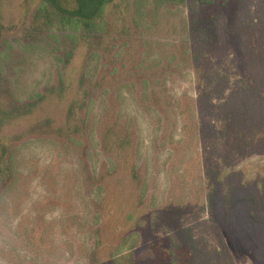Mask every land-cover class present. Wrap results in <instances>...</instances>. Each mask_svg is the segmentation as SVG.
<instances>
[{
	"label": "rangeland",
	"instance_id": "374dc122",
	"mask_svg": "<svg viewBox=\"0 0 264 264\" xmlns=\"http://www.w3.org/2000/svg\"><path fill=\"white\" fill-rule=\"evenodd\" d=\"M37 3L0 0V83L22 96L55 74L45 50H21ZM184 15L189 61L168 68L157 103L127 83L97 95L85 126L68 96L0 116L26 176L2 200L0 264H264V0H191ZM181 33L161 20L126 62L170 55ZM110 110L123 146L102 144Z\"/></svg>",
	"mask_w": 264,
	"mask_h": 264
},
{
	"label": "trees",
	"instance_id": "16d2710c",
	"mask_svg": "<svg viewBox=\"0 0 264 264\" xmlns=\"http://www.w3.org/2000/svg\"><path fill=\"white\" fill-rule=\"evenodd\" d=\"M188 1L191 0H38L29 31L30 38L25 39L21 50H45L55 67V74L54 77L51 75L52 80L47 81L43 88L39 91H36L38 88L33 89L28 96L19 95L8 81H2L1 118H21L32 112L48 96L55 95L59 99L68 96L71 98L69 113L73 116L77 112L81 125H84L90 112L89 107L95 103L97 95H118L119 85L126 86L127 83L141 94L143 100L150 96L157 103L156 98L166 81L168 68H171L172 74L175 69L180 70L184 66L182 63L189 61L186 37L188 25L184 15V6ZM221 1L224 3L228 0ZM109 5L114 8L108 13ZM170 19L171 30L178 28L182 31L179 40H176L179 43L171 47L170 55L159 48L158 59L151 60L149 64L142 65L141 60L126 62L131 53L134 58L140 57V47H143L142 50L150 47L145 38H140L144 31L158 28L161 20L168 22ZM134 34L137 36V46L133 43ZM154 43L159 47L162 45L161 41ZM176 47L181 50H172ZM78 54H81L79 57L84 63L80 70L70 67L71 61ZM126 74L130 80L123 82L121 78ZM75 80L77 83L73 87ZM115 85H118L117 91L113 88ZM112 115L113 111L110 120H107L110 116L106 115L100 127L103 131L102 144L106 146L109 136H112L118 141L115 144L123 146L129 141L130 135ZM75 120L69 122L71 126L68 129L75 127ZM45 126H50V123L47 122ZM76 131L66 136L71 139ZM13 142L11 134L0 137V210H4L2 200L5 194L17 191L26 177L17 158L16 147L11 146ZM48 204L49 201H44L43 205L37 202L42 211ZM17 205L15 203V212ZM83 216L81 213L78 218L82 219ZM37 218L40 219V214ZM71 221L77 222L75 216ZM26 240L30 239L27 237Z\"/></svg>",
	"mask_w": 264,
	"mask_h": 264
}]
</instances>
